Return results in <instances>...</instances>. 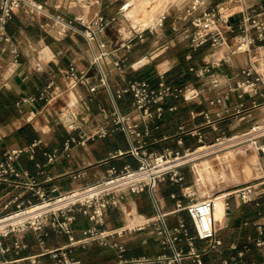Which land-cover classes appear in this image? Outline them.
I'll return each instance as SVG.
<instances>
[{
  "label": "built area",
  "instance_id": "2783aa9c",
  "mask_svg": "<svg viewBox=\"0 0 264 264\" xmlns=\"http://www.w3.org/2000/svg\"><path fill=\"white\" fill-rule=\"evenodd\" d=\"M241 7L236 12H228L220 2L211 4L192 15V7L181 9L175 17L172 28L176 33L186 32L184 38L189 39L190 47L195 50L208 44L211 48V56L204 62L191 65L190 70L197 74L198 81L203 87L193 84H177L165 80L166 69L160 70L161 80L155 84L149 78L129 79L123 86L112 89L110 82L111 68L109 57L118 47L125 51L117 54L112 59V67L123 75L129 63V53L133 49V40L147 41L149 33L156 35L159 27L165 21V11L158 14L155 23L133 28V32L124 39L114 42L101 38L100 34L115 19H107L103 13H97L92 19L87 20L80 13L74 17H68L61 13H55L47 7V0H0V60L5 50L10 51L18 59L20 50L14 42L12 35L7 31L6 25L16 10L42 14L53 21L62 32L75 30L82 33L87 40L92 53L91 63L94 67L98 81L92 82L91 67H80L75 62L63 69L62 76L66 87L78 84H89V89L95 91L99 85H104L112 98L114 109L105 113L111 117V124L115 128L123 129L130 141L128 152L137 159V165H124L122 168L112 166L107 173L92 181L80 183L73 187L50 193L38 182L34 174L23 170L16 164V159L24 152L31 155L42 143L43 138L38 137L32 142L20 146L7 148L0 157V181L22 184L25 176L29 177L26 185L32 190V196L26 197L18 193L5 203V210H0V250L6 251L8 247L2 245V237L23 230L34 229L41 231L39 239L43 241L48 234L45 227L50 226L59 233L67 234L69 242L54 247H46L44 251L29 256L32 264H44L40 255L48 254L51 264H83L82 259L73 254L74 247L78 244L86 246L92 241H98L103 245H112L117 249L120 261L116 264H184L185 259H190L197 264L204 263V256L211 251H224L235 249L236 252L224 253L220 258L221 264H264V173L253 180H248L234 185H222L221 181L214 183L212 192L201 194L198 189V179L195 167L190 160L193 153H201L211 150L217 143L236 142L246 143L252 146L259 159L262 160L260 168L264 172V101L259 103L262 112L252 119L250 124L241 130L227 134L221 133L212 142L205 141L204 132H196V129H187L188 133L197 134L199 143L184 150L165 147L157 150L149 147V138L152 124L156 127L157 120L161 118L166 109L174 110L175 104L167 106L165 100L171 96H183L185 99H197L199 103L208 101L214 105L221 103L230 96L234 90L239 95L250 93L254 96H264V52L257 50L264 44V1L261 4H246L245 0H237ZM201 0H197L199 5ZM132 5V0H124L120 10L125 11ZM239 13L237 19L232 17ZM181 21L190 23L189 28H183ZM77 22L82 23L79 26ZM166 45L160 51L152 50L140 54L131 61L134 69H140L152 63V61L165 52ZM247 52L249 62L238 72L219 71V67L228 62L232 55ZM217 54V56H216ZM191 56L190 54L188 55ZM239 75L232 80L234 75ZM219 93L213 94L214 91ZM130 92L133 96V106L136 113L124 112L118 100ZM59 92L55 89L54 82L50 81L46 87L40 90L38 95L23 96L17 103L34 102L43 99L50 101ZM256 101V100H255ZM243 105V103H241ZM255 105L257 103L255 102ZM193 115H203L204 124L214 123L210 109L192 110ZM141 123L144 127H141ZM71 129L80 127L76 120L68 123ZM112 127V128H113ZM109 127L104 126L95 134L105 135ZM84 134L80 138L71 136L65 141L64 152L69 153L74 142H83ZM204 146V147H203ZM49 160L55 159L59 150L47 151ZM83 170L73 172L74 177L83 175ZM194 180L188 183V178ZM162 181H170L179 184L181 196L175 193L171 196L176 199V208L166 210L162 197L157 187ZM148 191L155 208L153 215H141V219L130 224L129 221L114 228L104 226L106 212L110 207L123 209L128 215H133V209L123 207L129 193H141ZM224 194L225 217L222 226L217 224L215 217V199L219 194ZM183 199H186L184 201ZM235 203H250L256 208V215L246 217L242 221L243 227L252 226L256 229V235L249 234L248 240L241 247L237 242L225 244L220 231L229 225ZM14 204L13 207H10ZM185 210L188 217L179 216L175 222H171L169 214L179 210ZM82 212L93 221V225L82 228L83 236L75 237L73 223L76 213ZM138 230H146L154 235L161 243L164 250L156 255H140L125 257L127 240ZM148 236L143 238L147 242ZM197 239L203 243L197 244ZM16 245L19 243L16 241ZM256 248L257 252L249 259L246 256ZM15 263L26 264L23 259H1L0 264Z\"/></svg>",
  "mask_w": 264,
  "mask_h": 264
},
{
  "label": "crops",
  "instance_id": "0c3cea01",
  "mask_svg": "<svg viewBox=\"0 0 264 264\" xmlns=\"http://www.w3.org/2000/svg\"><path fill=\"white\" fill-rule=\"evenodd\" d=\"M124 0H47V7L55 12L68 17H74L80 13L87 20L92 19L97 13H103L107 19L115 17L106 31L100 34L101 38L115 41L127 38L133 28L147 25L134 18L133 10L137 6L139 12L143 14L154 13L148 9L149 3L154 0H132V5L125 11L120 10V5ZM264 0H245L246 4H261ZM220 2L228 12H236L241 4L237 0H201L197 5V0H158L157 8L163 6L161 11H165V19L171 14L173 20L167 28L159 27L154 36H150L147 41L133 40V49L129 53V63L123 75L112 67V59L125 51L123 47H118L113 55L109 57V67L111 68L110 82L112 89L116 90L123 86L129 79L149 78L157 84L161 77L159 71L163 70L160 63L147 65L140 69H134L130 63L137 58L148 47L149 43L157 42L160 38H174L179 41L178 51L166 60L165 80L177 84H193L202 86L198 81L197 74L190 70L191 65H198L204 62L205 58L211 56L208 44L202 45L199 49L193 50L190 47L189 39L184 38L186 32L176 33L172 28V23L181 9L192 7V15L201 12L207 6ZM167 3V4H166ZM156 8V9H157ZM236 13L232 19H237ZM79 26L82 23L77 22ZM183 28H189L190 23L180 22ZM7 31L12 35L14 42L18 45L20 55L18 59L8 47L2 60H0V157L7 148L20 147L32 142L38 137H42V143L37 147L34 155L29 152L22 153L16 164L20 169L28 170L34 174L37 182L48 192L56 193L59 190L67 189L92 181L105 175L112 166L122 168L124 165H137L136 157L128 152L130 141L126 132L115 128L111 124V117L105 113H110L114 109V104L108 89L104 85H99L95 91L89 89V84H78L66 87L62 71L70 62H75L80 67H91L90 75L92 82L98 81V77L91 59L92 53L87 40L79 31L69 30L62 32L57 24H54L48 17L36 12H26L22 9L16 10L6 25ZM257 50L264 52V44ZM191 55L190 57L188 55ZM217 56V54H216ZM198 57V58H197ZM163 61V62H164ZM249 62V54L240 52L231 56L228 62H224L219 71L238 72ZM239 75L233 76L232 80ZM54 82L55 89L59 92L50 101L38 99L34 102H26L22 105L17 103L23 96L38 95L40 90L50 82ZM216 90L213 94L219 93ZM256 100V101H255ZM133 96L127 92L123 98L118 100L120 108L124 112H134ZM264 101V96H254L250 93L239 95L238 90L230 93V96L221 103L214 105L208 101L199 103L197 99H185L183 96H171L165 100L167 106L175 104L176 109H166L163 116L157 120L158 127L152 124L149 138V147L162 150L165 147L184 150L196 146L197 134L187 132V129H196V132H204L205 141L212 142L223 132L231 134L237 132L250 124L253 118L259 116L262 107L258 105ZM255 102L257 105H255ZM243 103V105H241ZM105 108V113L102 108ZM210 109L214 123L204 124V116L193 115L192 110ZM76 120L80 127L71 129L68 123ZM104 126L109 127V132L105 135L95 134ZM113 127V128H112ZM141 127L144 124L141 123ZM84 134L83 142H74L69 153L64 152L65 141L76 136L80 138ZM58 149L60 154L53 160H49L47 151ZM82 169L83 175L74 177L73 172ZM29 177L25 176L22 184L7 183L0 181V210H5V203L18 193H23L26 197L32 196V190L26 185ZM163 182L172 185L170 196L175 193L181 196L179 184L170 181L159 183L157 190L162 197L165 209L173 210L174 204H170L164 193L160 192ZM223 194V193H222ZM220 195V194H219ZM218 195V196H219ZM218 214L216 213L217 224L222 226L225 217V202L218 203ZM186 201V199H183ZM223 203V202H222ZM220 205V206H219ZM11 204L10 207H13ZM133 209V215H128L123 209L110 207L106 212L104 226L114 228L129 221L130 224L138 222L141 215L150 216L155 212L152 198L148 191L141 193H129L126 204L123 207ZM221 213V215H219ZM179 216L188 217L185 210L171 212L169 219L175 222ZM256 215V208L248 203H235L229 225L221 234L225 244L234 241L241 245L248 240V235L258 234L252 226L243 227L242 221L246 217ZM93 225V221L82 212L76 213L73 223L75 237L83 236L82 228ZM223 230V229H222ZM43 241L39 239L41 231L28 229L2 237V245L8 247L6 251L0 250L1 259H23L26 264H32L28 259L30 255L40 253L46 247H54L69 242L67 234H62L56 229L47 226ZM221 232V231H220ZM148 236L147 242L143 238ZM16 241L19 246L16 245ZM202 241L197 239V244L202 245ZM127 250L125 257L140 255H156L164 250L156 237L146 230H138L127 240ZM236 252L235 249H225L224 251L209 252L204 256L203 264H221L220 258L224 253ZM253 249L246 257L251 258L256 253ZM73 254L82 259L83 264H116L120 261L117 249L112 245H103L98 241H92L86 246L80 244L74 247ZM44 264H51L48 254L40 255ZM15 264V263H7ZM184 264H197L190 259H185ZM238 264H243L239 262Z\"/></svg>",
  "mask_w": 264,
  "mask_h": 264
},
{
  "label": "rangeland",
  "instance_id": "374dc122",
  "mask_svg": "<svg viewBox=\"0 0 264 264\" xmlns=\"http://www.w3.org/2000/svg\"><path fill=\"white\" fill-rule=\"evenodd\" d=\"M168 1L169 0H165V2H167V3H168ZM157 4H158V0H154L151 3H149L148 9L154 10V13H150L147 15L139 12V8L136 6L133 10L134 18L137 21H142V22H145L146 19H151L154 17L157 19V17H158L157 12L161 11L163 9V6H160L157 8ZM143 19H145V20H143ZM172 20H173V17L171 16V14H169L167 19H165L163 26L168 28L171 25ZM148 23H151V21ZM147 33L149 34V37L154 36L153 34H151L149 32H147ZM178 44H179V41L177 39H174V38L166 39V38L162 37L157 42L154 41V43H152V42L149 43V46L144 47L143 51L140 54H142L143 52H146L147 50L148 51L156 50V52H157V51H160L161 49H163L166 45H169L166 48L165 52H163L160 56L156 57L152 61V63L149 64V65H152V64L156 65V64L162 62L160 64V67H161V69H164L167 65L166 61H164V60H166L169 56H173L175 53H177L178 48H179ZM240 145L241 144H238V145H236V144L231 145L230 144V145H224L221 147H217V149H218L217 151H214V150H216V148L212 149V150H208L210 153H208L204 156H211V155H214V153H216V152L223 153L232 147H238ZM236 160L237 161L234 162L233 165H231V164L229 165V163L227 161L223 160L222 168H219L217 170V173H212L211 177H209V176L203 177V175L200 173V171L198 169V165L194 166L195 172H196L195 173L196 177L199 178V180H198L199 181V183H198L199 192L201 194L207 193V192H212L213 188H214L213 184L217 183L218 181H221L222 185H234L236 183H242V182H245L248 180H253L256 177H258L264 173L263 170L260 168L262 160L259 159V157L257 155V151L250 145L245 146L240 152H238L236 154ZM238 160H240V161H238ZM231 168H233V169H231ZM232 170H233V172H232ZM223 172H224V174H223ZM193 180H194L193 176L189 175L188 183L193 182ZM171 188H172V185L170 183L163 182L160 192L165 194L166 199L168 200V202L170 204H174V202H175L174 198H172L170 196V193H169ZM158 193H159V191H158ZM218 200H219L218 203H221L222 207H223L224 194H220L218 196ZM225 230H226V228L221 230L220 233L223 234L225 232ZM213 253L215 254V250L213 251Z\"/></svg>",
  "mask_w": 264,
  "mask_h": 264
},
{
  "label": "bare ground",
  "instance_id": "6f19581e",
  "mask_svg": "<svg viewBox=\"0 0 264 264\" xmlns=\"http://www.w3.org/2000/svg\"><path fill=\"white\" fill-rule=\"evenodd\" d=\"M143 20H145V19H143ZM150 21H151V23H154L156 21V18L154 17L151 19H146V21L143 23L147 24ZM148 24H150V23H148ZM230 144L231 145L232 144H236V145L241 144V145L238 146L239 148L238 147H232L223 153L216 152V153H214V155H211V156H204V155L210 153L209 151H203L201 153H193L190 157V160H192V163L194 164V166L198 165V169H199L200 173L203 175V177L204 176L211 177L212 173H217V170L219 168H222L223 160L227 161L229 163V165L230 164L233 165V163L237 161L236 160V154L238 152H240L245 146H247L246 143H241L239 141H236V142H229L228 141V142H224V144L223 143L214 144L211 147V150L216 148V150H214V151H217L218 150L217 147H221L224 145H230ZM238 161H240V160H238ZM231 169H233V168H231ZM232 172H233V170H232ZM223 174H224V172H223ZM197 179L199 180L198 177H197ZM218 212H219V210H218L217 197H216V199H215V217H216V213L218 214ZM219 215H221V213Z\"/></svg>",
  "mask_w": 264,
  "mask_h": 264
}]
</instances>
